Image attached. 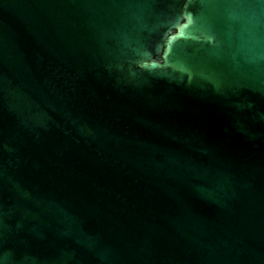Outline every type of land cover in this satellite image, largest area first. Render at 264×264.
I'll return each instance as SVG.
<instances>
[{
    "label": "water",
    "instance_id": "obj_1",
    "mask_svg": "<svg viewBox=\"0 0 264 264\" xmlns=\"http://www.w3.org/2000/svg\"><path fill=\"white\" fill-rule=\"evenodd\" d=\"M0 264H264V0H0Z\"/></svg>",
    "mask_w": 264,
    "mask_h": 264
}]
</instances>
